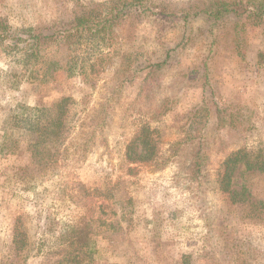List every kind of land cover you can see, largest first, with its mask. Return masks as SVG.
Instances as JSON below:
<instances>
[{
	"label": "rangeland",
	"instance_id": "obj_1",
	"mask_svg": "<svg viewBox=\"0 0 264 264\" xmlns=\"http://www.w3.org/2000/svg\"><path fill=\"white\" fill-rule=\"evenodd\" d=\"M223 1L0 0V264H264V0Z\"/></svg>",
	"mask_w": 264,
	"mask_h": 264
},
{
	"label": "trees",
	"instance_id": "obj_2",
	"mask_svg": "<svg viewBox=\"0 0 264 264\" xmlns=\"http://www.w3.org/2000/svg\"><path fill=\"white\" fill-rule=\"evenodd\" d=\"M117 14L113 16L114 18H118L119 12L116 11ZM205 14L208 18H210L214 23L220 21L222 18L226 17L227 15H237V9L231 4L224 2L223 0H212V3L208 6L205 10ZM264 15V7H262L261 11L257 14ZM113 19V18H112ZM111 20L108 19L107 16H103L99 21L96 22L99 26L105 28L104 25H107ZM84 22V21H83ZM86 22V20H85ZM143 145L144 154H141V160H146L149 156V143L146 140H140ZM245 152L243 150H238L236 153L231 155L228 159L224 161V164H235L240 160V157L244 156ZM74 229V227H70Z\"/></svg>",
	"mask_w": 264,
	"mask_h": 264
}]
</instances>
